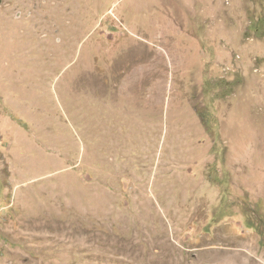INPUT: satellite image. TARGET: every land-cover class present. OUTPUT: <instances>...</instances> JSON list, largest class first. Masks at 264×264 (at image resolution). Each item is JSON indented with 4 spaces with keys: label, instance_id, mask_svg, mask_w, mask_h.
<instances>
[{
    "label": "rangeland",
    "instance_id": "rangeland-1",
    "mask_svg": "<svg viewBox=\"0 0 264 264\" xmlns=\"http://www.w3.org/2000/svg\"><path fill=\"white\" fill-rule=\"evenodd\" d=\"M0 264H264V0H0Z\"/></svg>",
    "mask_w": 264,
    "mask_h": 264
},
{
    "label": "bare ground",
    "instance_id": "bare-ground-1",
    "mask_svg": "<svg viewBox=\"0 0 264 264\" xmlns=\"http://www.w3.org/2000/svg\"><path fill=\"white\" fill-rule=\"evenodd\" d=\"M40 6V5H39ZM167 25H172L171 22H165L161 25V28L163 29L164 27H166ZM140 51V50H139ZM161 57V56H160ZM152 58V57H151ZM159 58V57H158ZM151 60V59H150ZM154 62V61H153ZM106 63V62H105ZM116 64V63H114ZM142 67L139 65H134L132 66L130 69H128L127 71V75H126V79H124V86L123 87H119V89L117 90V92L114 94V98L118 99V98H124L129 97L135 102V100L137 99L136 95H137V86L139 85V76L142 74L141 71ZM114 72V71H113ZM93 79V78H91ZM145 79V78H144ZM141 80V79H140ZM114 82V81H113ZM118 82V79H117ZM99 83V82H98ZM142 85V84H141ZM100 86V84H99ZM139 97V96H138ZM113 98V99H114ZM129 99V98H128ZM129 101V100H128ZM145 101V100H144ZM137 102V101H136ZM139 107V106H138ZM121 109V108H120ZM103 111V110H102ZM124 114V113H123Z\"/></svg>",
    "mask_w": 264,
    "mask_h": 264
}]
</instances>
